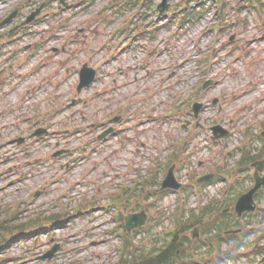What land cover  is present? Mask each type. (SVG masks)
Listing matches in <instances>:
<instances>
[{
  "label": "rangeland",
  "instance_id": "rangeland-1",
  "mask_svg": "<svg viewBox=\"0 0 264 264\" xmlns=\"http://www.w3.org/2000/svg\"><path fill=\"white\" fill-rule=\"evenodd\" d=\"M148 1L128 11L121 0H0V206H20L24 218L43 211L72 215L13 244L11 264L116 263L119 224L108 201L143 180L155 182L152 198H133L123 209L124 215L145 210L150 216L137 239L141 246L164 239L157 230L162 222L168 232L180 214L212 198L233 202L235 191L223 193L227 182L217 180V169L236 167L247 128L248 147L262 146L254 135L264 122V15L239 13V0H226L229 17L222 24L211 0H168L161 16L164 0ZM185 6L196 19L181 24L170 17ZM39 8L40 19L11 38L9 31ZM85 63L98 79L79 95ZM194 98L203 104L198 118L189 105ZM171 108L182 116L166 120ZM214 126L227 136L213 140ZM39 128L47 132L34 138ZM177 153L175 174L184 193L197 177L216 174L210 185L194 186L199 202L192 192L182 198L159 190L164 164ZM232 179H242V189L251 185L243 172ZM86 203L92 206L78 214ZM54 246L55 257L43 260ZM253 252L242 250L248 256L238 264H258Z\"/></svg>",
  "mask_w": 264,
  "mask_h": 264
},
{
  "label": "trees",
  "instance_id": "trees-1",
  "mask_svg": "<svg viewBox=\"0 0 264 264\" xmlns=\"http://www.w3.org/2000/svg\"><path fill=\"white\" fill-rule=\"evenodd\" d=\"M264 10V5L262 6ZM189 10V9H188ZM190 11V10H189ZM191 12V11H190ZM194 17L195 14H192ZM262 154L264 152H259V155H253L252 151H246V162H253L262 158ZM206 212L204 211V215ZM62 217L67 218L66 213L56 214L52 217L42 218L38 217L37 219L31 220L28 223H16V218L7 216L2 218V213L0 212V252L4 251V249L9 245L10 242H14L17 237L15 234H21L25 232L27 229L33 226H42V224L49 221H58L62 219ZM201 221V219H197ZM223 222L218 226L219 229H227L230 225L228 222H232L231 219H224ZM228 221V222H226ZM182 234L190 227L197 224L191 223V221L187 223H183ZM180 233L176 236V240L167 247L165 250H161L160 252H154V250L149 254V256L144 255V250H140L135 247L133 241L129 239L127 236V241L125 244V249H123L124 254L122 255L120 261L117 264H193L192 257L186 254L185 249L193 250V242L191 239H188L186 236L181 238ZM200 246H196L195 249H199ZM181 252V257H179L178 252ZM0 264H7L6 260H0Z\"/></svg>",
  "mask_w": 264,
  "mask_h": 264
},
{
  "label": "water",
  "instance_id": "water-1",
  "mask_svg": "<svg viewBox=\"0 0 264 264\" xmlns=\"http://www.w3.org/2000/svg\"><path fill=\"white\" fill-rule=\"evenodd\" d=\"M163 6L160 7L161 10H163ZM38 15V13L33 14L25 24L30 23L36 16ZM15 15H13L12 17H10L8 19V21L12 20V18ZM96 77V71L88 68L87 65L84 66V68L81 71V83L79 85V91H81L83 88L85 87H89L91 85V83L94 81ZM200 108V106H199ZM224 136V134L222 135V137ZM257 170L258 171H263L264 170V162L258 163L256 164ZM211 177H207V179H210ZM264 185V177L260 178L258 173H257V183L254 189H252L248 194L244 195L239 203L237 204V212L239 213V215H242L244 212L246 211H254L255 210V206H254V194ZM179 188V185L177 184L174 174H173V170L170 171L165 184H164V188ZM146 215L145 213L139 214V215H132L130 217L127 218V226L129 230H132L134 228H137L141 225H144L145 221H146ZM57 249H53L52 251H50L45 258H49L52 259L54 257V254L56 253Z\"/></svg>",
  "mask_w": 264,
  "mask_h": 264
}]
</instances>
